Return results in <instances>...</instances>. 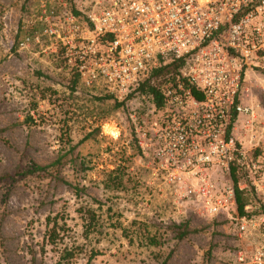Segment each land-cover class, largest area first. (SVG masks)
<instances>
[{"label": "built area", "instance_id": "obj_1", "mask_svg": "<svg viewBox=\"0 0 264 264\" xmlns=\"http://www.w3.org/2000/svg\"><path fill=\"white\" fill-rule=\"evenodd\" d=\"M78 11L44 4L16 48L47 43L79 87L120 102L153 68L182 61L160 109L138 98L159 114L133 124L149 184L174 205L231 221L236 264H264V214L241 215L237 204L248 183L264 199V0H95ZM234 168L247 181L235 184ZM250 237L259 243L248 249Z\"/></svg>", "mask_w": 264, "mask_h": 264}, {"label": "rangeland", "instance_id": "obj_2", "mask_svg": "<svg viewBox=\"0 0 264 264\" xmlns=\"http://www.w3.org/2000/svg\"><path fill=\"white\" fill-rule=\"evenodd\" d=\"M65 1L70 10H84L95 0ZM53 3L0 0V137L8 142L0 140V264H55L72 246L83 251L70 264H87L91 255L89 264H236L240 242L231 221L199 216L150 186L132 131L135 118L142 114L152 123L158 112L144 100L119 107L100 91L72 90L71 75L47 43L22 51L14 46L42 6ZM31 113L35 122L25 120ZM62 130L73 145L83 141L79 149L91 170L80 176L64 165L58 178L16 176L31 162L54 161L66 147ZM111 172L119 174L122 188L105 186ZM76 184L85 187L80 198L71 188ZM81 206L100 219L88 239L76 213ZM250 211L264 214V199L253 200ZM57 213L65 215L67 233L56 245L46 244V219ZM184 225L188 234L178 239ZM258 243L250 237L246 246Z\"/></svg>", "mask_w": 264, "mask_h": 264}, {"label": "trees", "instance_id": "obj_3", "mask_svg": "<svg viewBox=\"0 0 264 264\" xmlns=\"http://www.w3.org/2000/svg\"><path fill=\"white\" fill-rule=\"evenodd\" d=\"M72 13L76 15H80V12L77 9L72 8ZM39 28L38 25L30 24L24 31V36L31 35ZM15 39L14 46H17L19 40ZM183 65L182 61H172L165 65H159L156 68H153L149 73L148 77L141 82L138 87H136L127 97L119 102L115 100L117 106L123 107L125 103L129 100L138 99L141 97H145L149 99L156 108L160 109L162 107V89L172 83L175 78V75L178 73V70ZM78 86V76L76 74H71L70 78V87L75 90ZM196 98H200L197 93H194ZM104 99H113L111 96H105ZM26 121L35 122V120L31 117L30 114H27L25 117ZM0 140L8 145L6 139L0 137ZM60 141L65 144L64 150H59L57 157L50 164H37L35 162H31L24 170H21L16 173V176H20V178L26 177H52L58 178V168L64 165H70L73 169L74 173L83 176L87 171L91 170L88 163V157L83 156L80 152H77L78 145H73L72 141L69 138L68 131L62 130L60 135ZM137 148V147H136ZM138 150V149H137ZM116 174V175H114ZM114 175V176H113ZM233 181L237 184L240 181H247L245 178V174L239 168L232 169L231 172ZM15 176H7V179H10L12 182L14 181ZM65 184L66 183L64 181ZM71 186V185H70ZM105 186H112L113 188L119 189L122 188V180L117 172H111L108 175V179L105 183ZM73 189L76 198H80V193H85V187H81L79 184L74 185ZM253 200H257L260 202L261 198L255 192L254 188L250 183L247 184V188L242 191H237V204L238 210L241 215H258L259 212L250 211V213H245L244 208L246 206H250ZM76 213L78 215L79 220L81 221L82 235L85 239H88L92 234L96 233L100 228V219L96 212V210L90 207H79L76 209ZM47 229L44 235V240L46 244L56 245V241L62 237H64L67 233V230L64 229L66 227L65 215L63 213H57L54 216L47 217ZM61 221V222H60ZM60 222V223H59ZM181 226V225H180ZM188 234L186 230V226H182V231L178 233V239H183ZM152 242V241H150ZM83 251L82 248L77 246H72L70 248L65 247L60 253L55 262V264H70L73 259L78 256V252ZM95 257V255H91L88 259L87 264ZM166 264V259L161 263Z\"/></svg>", "mask_w": 264, "mask_h": 264}, {"label": "crops", "instance_id": "obj_4", "mask_svg": "<svg viewBox=\"0 0 264 264\" xmlns=\"http://www.w3.org/2000/svg\"><path fill=\"white\" fill-rule=\"evenodd\" d=\"M82 143H83V141H81V142L75 144V145H78L77 152H80V154H81V151H80L79 147H80V145H81ZM81 155H82V154H81ZM245 244H247V243H245Z\"/></svg>", "mask_w": 264, "mask_h": 264}]
</instances>
